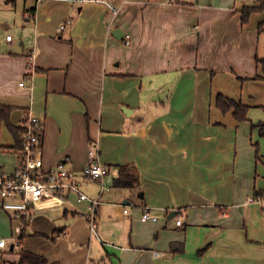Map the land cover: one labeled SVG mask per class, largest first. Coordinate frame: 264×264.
<instances>
[{
  "label": "crops",
  "instance_id": "0c3cea01",
  "mask_svg": "<svg viewBox=\"0 0 264 264\" xmlns=\"http://www.w3.org/2000/svg\"><path fill=\"white\" fill-rule=\"evenodd\" d=\"M255 1L0 0V106L14 127L41 120L44 169L66 159L80 176L94 143L107 185L118 166L139 174L135 191L81 185L100 201L96 237L73 199L4 250L18 220L0 207V264L22 250L48 264H264V10L245 24L240 12ZM219 94L247 120L223 114ZM14 144L2 124L0 171L18 165Z\"/></svg>",
  "mask_w": 264,
  "mask_h": 264
},
{
  "label": "built area",
  "instance_id": "2783aa9c",
  "mask_svg": "<svg viewBox=\"0 0 264 264\" xmlns=\"http://www.w3.org/2000/svg\"><path fill=\"white\" fill-rule=\"evenodd\" d=\"M63 28L64 25H61L59 30ZM5 40L11 42L12 36L7 35ZM129 43L125 40L126 45ZM27 78L24 76L19 85L24 86ZM22 128L24 129L23 146L18 151L21 155L18 165L12 172L0 171V207L16 216L18 220L16 233L20 235L25 230L32 210L56 209L63 212L69 202L75 200L77 203H87L85 219L88 231L90 236L96 237L100 201L98 198H89L81 190V185L97 182L100 186V194L108 191L105 179L109 175V170L99 161L97 146L94 143L90 145L88 161L81 170L80 176L68 168L66 159L59 161L50 169H44L41 120L33 115L24 114ZM127 212V208L122 210L123 215ZM141 219L143 222L158 220L156 216L147 212L143 213ZM176 225L181 226V220H176ZM15 243H18V240ZM3 246H5L4 239L0 240V247Z\"/></svg>",
  "mask_w": 264,
  "mask_h": 264
},
{
  "label": "trees",
  "instance_id": "16d2710c",
  "mask_svg": "<svg viewBox=\"0 0 264 264\" xmlns=\"http://www.w3.org/2000/svg\"><path fill=\"white\" fill-rule=\"evenodd\" d=\"M264 10V0H256L254 4L249 6H244L240 9L241 12V22L245 24L248 22L250 16L253 13L261 12ZM263 71H264V61H263ZM216 107L223 113L227 114L233 110V117L236 121L242 122L247 120V112L249 107L242 104L241 102H236L233 99H230L222 94H219L216 97ZM12 108L8 106H0V133L2 124L5 125L9 133L11 134L14 140V148L16 150H21L23 146L22 134L24 129L14 127L10 124V115ZM256 127V125H252ZM259 133L261 136H264V125H259ZM1 148V146H0ZM112 187L114 189H123L135 191L139 188V174L136 168L132 165L118 166V175L115 179L112 180ZM26 233L21 232L18 243H21L25 238ZM54 241V238H53ZM206 249V246L201 250L203 252ZM173 252L178 251L177 246L173 245ZM181 251V250H180ZM200 252V253H201ZM20 260L16 264H48L47 259L38 254H33L28 251L22 250L20 253ZM54 264V263H53Z\"/></svg>",
  "mask_w": 264,
  "mask_h": 264
},
{
  "label": "rangeland",
  "instance_id": "374dc122",
  "mask_svg": "<svg viewBox=\"0 0 264 264\" xmlns=\"http://www.w3.org/2000/svg\"><path fill=\"white\" fill-rule=\"evenodd\" d=\"M8 30H9V32L11 34L14 35V30L12 28H9ZM253 134H254V137L255 138H256V136L258 137L256 131L255 132L253 131ZM260 139L262 140V143L264 145V137H262ZM260 145H262V144H260ZM258 146L259 145H257V154H258V149H259V154L262 155V157H261V159L263 161L262 162L263 163L262 166L264 168V157H263L264 156V146L262 148H261V146L260 147H258ZM20 159H21V155H20ZM260 165H261V163H258L257 164V167L258 168L261 167ZM110 184L108 182V185H107L108 189L112 186ZM259 184L260 185H264V179H261L259 181ZM56 214H57V210L56 209L55 210L39 211V212L38 211H35V210H32L31 215L28 218V223H27L28 228H27V233H26L25 238H28L29 237L28 233H30V232L31 233L33 232L34 233V231H35L34 227H37L38 228V226L41 225L40 224L41 221H43V220L44 221H47V219L52 221L54 219H51V218H55V215ZM39 220H41V221H39ZM35 222H39V223H35ZM17 226H18V224H16V223L14 225L12 224L8 228V230L3 234V237L7 239L6 240L7 241V246H6V248L4 250H8L9 249V245L11 243H13V241L11 239H15L16 237L19 236V234L16 233V231H15V229H16ZM0 237H1V235H0ZM48 239L51 241V238H48ZM83 241H86L87 243L88 242H91L93 244V243H96L98 241V239L92 237V239H90V240H86V238H85ZM16 249H17V247H16Z\"/></svg>",
  "mask_w": 264,
  "mask_h": 264
},
{
  "label": "water",
  "instance_id": "95a60500",
  "mask_svg": "<svg viewBox=\"0 0 264 264\" xmlns=\"http://www.w3.org/2000/svg\"><path fill=\"white\" fill-rule=\"evenodd\" d=\"M113 35L117 38V39H121L123 37V33L120 29H115L113 30Z\"/></svg>",
  "mask_w": 264,
  "mask_h": 264
}]
</instances>
